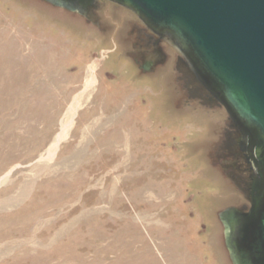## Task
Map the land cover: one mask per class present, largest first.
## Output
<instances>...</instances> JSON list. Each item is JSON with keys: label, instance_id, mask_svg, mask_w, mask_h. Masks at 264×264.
Segmentation results:
<instances>
[{"label": "rangeland", "instance_id": "rangeland-1", "mask_svg": "<svg viewBox=\"0 0 264 264\" xmlns=\"http://www.w3.org/2000/svg\"><path fill=\"white\" fill-rule=\"evenodd\" d=\"M98 14L0 0V264H231L218 213L249 207L250 179L228 111L134 13Z\"/></svg>", "mask_w": 264, "mask_h": 264}, {"label": "water", "instance_id": "water-1", "mask_svg": "<svg viewBox=\"0 0 264 264\" xmlns=\"http://www.w3.org/2000/svg\"><path fill=\"white\" fill-rule=\"evenodd\" d=\"M70 11L72 0H47ZM140 18L192 65L228 111L253 130L262 155L247 211L218 213L232 264H264V0H111Z\"/></svg>", "mask_w": 264, "mask_h": 264}, {"label": "flooded vegetation", "instance_id": "flooded-vegetation-1", "mask_svg": "<svg viewBox=\"0 0 264 264\" xmlns=\"http://www.w3.org/2000/svg\"><path fill=\"white\" fill-rule=\"evenodd\" d=\"M42 1L51 5L52 7H57V8L70 11L66 8L56 6L48 2L47 0H42ZM72 1L73 3H75L78 9L74 11H70V12L78 13L83 19L92 21L96 25L100 24L99 23L100 20L98 19L99 18L98 9L105 6L106 4H111L113 7H117L121 9L123 8L133 13L132 11L125 8L124 6L117 4L111 0H72ZM131 25L135 30H137L138 38L142 40L143 42H145L147 47L152 45L153 48H156V44L159 43L160 41L161 42L168 41L167 35H161L151 30L138 17H136L135 21L132 22ZM143 42H139V43L137 42L135 46L141 45ZM167 44L171 46L169 42ZM137 53H139V55L141 56L142 52L140 53V50H139V52ZM175 60L178 61V63L181 65L182 68L184 67L186 71L191 72L195 79L194 81L198 82L200 87H202L206 91V93H204L202 97L201 95H199L200 97L199 104L201 106L205 105V107L209 109H214V108L218 109L222 107L227 110L224 103L221 101V97L219 96V94L216 93L215 91H212L209 85H207L205 82L201 81L198 78L189 60L181 52L179 51L176 52ZM141 65L147 68V71L154 69L153 68L154 67V56L153 55L147 56V58L144 59ZM227 114H228L227 126L229 128L228 133L230 135L229 139L232 144V150L229 151L230 157L242 158L247 164L246 167H247V171H249L248 176L250 180L247 181L248 186L244 188L243 191L246 196L245 198H247L246 200L249 202V206H250L251 202L254 199L253 198L254 194L259 189V184L261 181V176H260L261 160L260 158H263V157L262 155L258 154L259 141L256 138L255 132L251 130L250 128H248L243 122L238 120L236 116L233 115V113H231L230 111H228Z\"/></svg>", "mask_w": 264, "mask_h": 264}, {"label": "bare ground", "instance_id": "bare-ground-1", "mask_svg": "<svg viewBox=\"0 0 264 264\" xmlns=\"http://www.w3.org/2000/svg\"><path fill=\"white\" fill-rule=\"evenodd\" d=\"M94 82H95V78L92 75L91 83H89V86L91 84H93ZM81 95L75 96L74 99H73V101L71 102V104L68 106V108L66 110V114H65V117L67 116L66 117L67 119H65V117L63 116L64 118L61 120L60 130H59V132L57 133V135L55 137V140H54L55 142H54L53 145H51L49 147V149L47 151V157L48 158L52 157L55 154V150H56L58 144L60 143V141L64 137V135L67 132V130L69 129V127L71 126L72 119H73V117L75 115V112H76V109L78 107V103H79V100H80Z\"/></svg>", "mask_w": 264, "mask_h": 264}]
</instances>
